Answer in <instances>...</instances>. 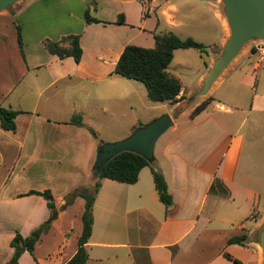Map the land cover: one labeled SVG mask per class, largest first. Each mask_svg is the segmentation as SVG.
Masks as SVG:
<instances>
[{"label":"crops","instance_id":"crops-1","mask_svg":"<svg viewBox=\"0 0 264 264\" xmlns=\"http://www.w3.org/2000/svg\"><path fill=\"white\" fill-rule=\"evenodd\" d=\"M92 1L91 16L108 24H87V0H20L13 11L0 12V105L20 112L16 132L0 124V264L11 261L17 233L27 238L49 220L45 198L27 195L46 190L58 217L34 256L24 252L19 264L69 262L83 232L85 202L77 198L65 207V198L94 185L99 141L124 140L161 116L152 114L161 103L149 99L146 87L115 74V68L127 46L155 47L158 12L167 25H180L174 24L179 7L173 0H151L146 6L143 0ZM120 15L125 25L117 24ZM202 17L203 39L197 40L206 46L217 20L222 50L230 29L221 0L203 7ZM71 35L80 36V63L61 60L44 45ZM258 46V40L244 46L211 86L209 106L195 118L192 113L206 100L199 104L203 97L195 96L216 53L195 90L182 84L179 102L164 103L170 107L166 114L178 112L156 160L173 200L170 207L160 201L149 167L134 185L101 181L87 264H235L225 254L242 264H263L257 236L264 224V59ZM218 83H228L234 94L225 101L211 97ZM75 115L82 116L84 127L70 124ZM242 236L244 246L228 243Z\"/></svg>","mask_w":264,"mask_h":264},{"label":"trees","instance_id":"trees-1","mask_svg":"<svg viewBox=\"0 0 264 264\" xmlns=\"http://www.w3.org/2000/svg\"><path fill=\"white\" fill-rule=\"evenodd\" d=\"M89 8L85 12V20L87 24H108L106 22L95 19L90 14V7L96 9V4L92 0H87ZM119 25H125L124 15H120L117 21ZM18 43L22 56L25 58L23 49V39L21 28L17 27ZM46 50L57 56L59 59L73 58L76 63H80L83 57V50L80 44V36H66L59 41L45 40ZM195 49L202 54L208 55L205 45L195 41L192 38L186 40L180 39L175 34L155 35V47L153 49L142 48L134 45L127 46L115 68V74L142 83L147 91L149 99L153 103H170L172 105L179 102L178 96L182 91L181 81L169 74L168 67L173 61L174 53L178 50ZM207 65V64H206ZM212 99H206L192 113L195 118L203 112L211 103ZM20 114L18 111L4 108L0 105V124L4 131L16 132V118ZM70 124L77 127H84L82 116L75 115L72 117ZM93 138L99 141L98 134L93 129H88ZM136 130V129H135ZM134 130V131H135ZM103 142L99 141V145ZM149 167L151 169L155 188L157 190L160 201L166 206L172 205V197L168 192L167 182L153 161H147L138 154L124 152L114 157L107 163L101 174L93 171L94 185L93 191L90 187L77 188L67 195L65 198V207L70 206L75 199L81 198L85 202V211L82 217L83 232L79 239L78 250L74 257L66 264H87L89 255L86 245L92 235L94 217L93 207L101 187L103 179H109L119 183L134 185L139 181L141 171ZM27 195H36L45 198L48 207L51 210V216L40 228L35 230L29 237L23 238L17 233L11 243L14 254L9 264H19V259L24 252H29L34 256L35 247L42 235L49 232L52 223L57 219L58 212L55 209L54 198L50 190L43 192L31 191ZM246 236L235 237L229 240L230 245H245ZM226 258L235 264H242L233 259L230 255L225 254Z\"/></svg>","mask_w":264,"mask_h":264},{"label":"water","instance_id":"water-1","mask_svg":"<svg viewBox=\"0 0 264 264\" xmlns=\"http://www.w3.org/2000/svg\"><path fill=\"white\" fill-rule=\"evenodd\" d=\"M19 1L0 0V12L10 9ZM221 2L230 29V37L204 79L202 90L195 98L204 97L209 93L211 86L247 43L255 40L264 41V0H221ZM173 125L171 116L162 115L149 124L137 128L124 140L103 143L97 148L93 171L101 174L109 161L124 152L138 154L147 161H153L157 142ZM257 239L264 256V224Z\"/></svg>","mask_w":264,"mask_h":264},{"label":"rangeland","instance_id":"rangeland-1","mask_svg":"<svg viewBox=\"0 0 264 264\" xmlns=\"http://www.w3.org/2000/svg\"><path fill=\"white\" fill-rule=\"evenodd\" d=\"M150 1L151 0H143L145 6L149 4ZM191 1L195 2L194 5L190 4ZM210 1L211 0H173V3L176 4L180 9V14L177 15L174 24H180V25H178L177 27H174V26L171 27L167 25L165 23V20L161 17L160 12H158V19L160 21V26L156 32L157 35L175 34L182 40L192 38L195 41L199 42V40L197 39H203L202 32H201V26H200L201 20H203L202 8L207 6V4ZM217 1L219 4V0ZM163 2H160V3H163ZM14 8H15V5L11 7L10 10L13 11ZM196 10L199 11L198 14L196 13ZM213 24L214 26H213L211 34L209 35V38H208L209 40L207 42L208 44H206L208 55L202 54L195 49L178 50V51H175L173 61L168 68V72L170 74L176 75L179 77V79H181L184 89L187 90L188 92L196 89L198 78L205 71L206 69L205 66L206 64L210 62L211 57H213L215 53H216L215 54L216 56H219L223 51V49L218 50L217 48L219 45L220 38H221L220 25L217 22V20H215ZM258 42H259V46L264 47V41L258 40ZM139 43L142 44V42H139ZM221 84L222 83H218L217 85L214 86V89H212V92H211V97H216L217 99H222L223 101H225V99H228V97H230L234 93H232V89L228 83L223 84V85ZM237 94H238V91H237ZM208 96L209 94H207L206 97L199 99L201 101H197V102H199L200 104L202 100H205ZM193 104H195V102ZM156 106H158V108L155 112H152V114H157L161 116L169 115L166 113H169L170 107H167L166 104L161 103L160 105H156ZM171 117L173 118V121H174L173 127H171L159 139V141L156 144L155 153H154L155 165L157 162L156 160L160 162L162 148H164L167 141H169L171 137V132L176 127V120L178 119L177 118L178 112H175V114H173ZM248 126H249V123H247V125L245 126V130L248 129ZM156 168L159 169L157 165H156ZM90 189L91 191H93V186L90 187Z\"/></svg>","mask_w":264,"mask_h":264},{"label":"built area","instance_id":"built-area-1","mask_svg":"<svg viewBox=\"0 0 264 264\" xmlns=\"http://www.w3.org/2000/svg\"><path fill=\"white\" fill-rule=\"evenodd\" d=\"M257 51H258V53H260L261 58L264 59V47L258 46Z\"/></svg>","mask_w":264,"mask_h":264}]
</instances>
